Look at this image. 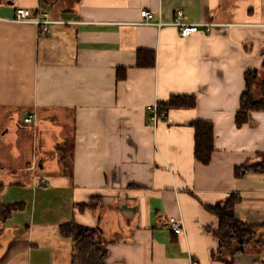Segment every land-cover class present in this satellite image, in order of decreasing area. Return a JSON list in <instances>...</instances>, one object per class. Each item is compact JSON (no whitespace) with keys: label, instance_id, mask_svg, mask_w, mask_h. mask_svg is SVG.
Returning a JSON list of instances; mask_svg holds the SVG:
<instances>
[{"label":"crops","instance_id":"obj_1","mask_svg":"<svg viewBox=\"0 0 264 264\" xmlns=\"http://www.w3.org/2000/svg\"><path fill=\"white\" fill-rule=\"evenodd\" d=\"M19 9L56 24L41 35L15 22ZM142 11L152 13L149 24ZM178 11L183 23L215 27L183 38L173 24ZM141 51L154 53V67L137 66ZM263 66L264 0H0V146L19 113L33 134L30 165L0 167L1 203L19 205L0 237L12 226L23 233L15 238L26 242L22 256L49 245L53 256L65 248L71 259L59 227L74 222L101 228L106 264H228L212 233L218 219L206 208L237 194L238 219L264 224V174L236 176L264 159V112L236 125L246 73ZM175 95L195 96L197 107L165 110L155 124L152 107ZM197 121L214 127L209 165L194 156ZM28 208L31 225L16 223ZM171 218L182 220L183 235ZM7 252L5 264H18L17 249ZM233 264H264V249Z\"/></svg>","mask_w":264,"mask_h":264},{"label":"trees","instance_id":"obj_2","mask_svg":"<svg viewBox=\"0 0 264 264\" xmlns=\"http://www.w3.org/2000/svg\"><path fill=\"white\" fill-rule=\"evenodd\" d=\"M139 68H150L155 66V55L152 52H139L137 56ZM126 78V70H118V79ZM246 90L241 97L240 111L236 116V125L243 127L250 120L253 112H264V66L262 70L248 71L245 76ZM262 79V80H261ZM165 110L173 109H195L197 99L195 96L175 95L164 104ZM195 130L196 161L203 165H209L215 152V132L212 123L197 121L192 124ZM244 172L264 174V159L236 170V176L241 177ZM3 186L0 185V214L4 219L9 217L19 205L6 207L1 203ZM241 197L237 194L229 196L225 201L209 206L206 210L214 215L219 222L216 230L212 231L219 242V252L228 254V264H233L237 256L249 253L253 245L257 254L264 249V224L252 225L238 219L236 215L237 206ZM60 236L72 243L71 264H106L108 256L107 241L101 228H89L77 223H65L59 227Z\"/></svg>","mask_w":264,"mask_h":264},{"label":"rangeland","instance_id":"obj_3","mask_svg":"<svg viewBox=\"0 0 264 264\" xmlns=\"http://www.w3.org/2000/svg\"><path fill=\"white\" fill-rule=\"evenodd\" d=\"M262 80V79H261ZM18 114V113H17ZM20 114V113H19ZM18 114V119L17 121H14V125L12 126L13 132L10 133V136L3 139V144L0 146V153L4 152V155H0V167L5 166L6 168L9 169H21L25 168L26 166H29L30 163L32 162V159H29V141L31 138H33L32 130L31 128H28L23 124V115L20 116ZM39 174H43L44 176L46 175L47 172H42L40 169L38 170ZM26 175H31V173H26ZM11 178V176H6ZM26 176L24 174H18V176L15 177L16 180H23ZM14 179V177L12 178ZM47 189V188H43ZM25 195V193H24ZM23 196V195H22ZM43 197L38 198V204H37V219L42 217L43 214V208L41 206V200ZM25 200H30V208H31V203H33L31 200L28 199L26 196L23 198ZM30 208L25 209L26 212H21L19 214V218L15 219L16 223H20L22 225H27L30 226L31 222L28 220L30 213ZM55 208V207H54ZM55 209L53 211H49V217L48 219H53ZM4 217L0 214V226L3 225ZM23 233H16L14 235L13 233V228L10 226L6 232V235L4 237H0V264H5V261H3L4 258L9 257V253L7 250L9 248H16L18 252V264H71V259L68 255V251L64 248L58 256H53L50 246H41L40 251L37 252L35 251L34 254L32 255V258L28 255V253L24 256H22V253L27 252L26 248L24 249V245L26 246V242L17 240L15 241V238H18L22 236ZM14 235V236H13ZM16 236V237H15ZM5 242L6 243L5 245ZM22 242L24 244L22 245ZM25 250V251H24ZM23 251V252H22ZM249 253L253 255H257V250L254 248L252 245L249 248ZM41 254V257L39 255Z\"/></svg>","mask_w":264,"mask_h":264},{"label":"built area","instance_id":"obj_4","mask_svg":"<svg viewBox=\"0 0 264 264\" xmlns=\"http://www.w3.org/2000/svg\"><path fill=\"white\" fill-rule=\"evenodd\" d=\"M141 17L146 20V23L149 24V21L153 19L152 13L149 11H142ZM184 18L183 11H178L176 13L175 19H174V25L180 28L181 36L183 38H188L192 34H195L200 31L202 28L206 33H210L212 27H215L213 24H203V25H190L182 22V19ZM16 23L21 24H32L35 25L39 29V33L41 35H48L50 33V27L53 24H56L55 21L51 19V16L49 14H43L42 17L33 18L32 13L29 10L25 9H19L16 14ZM151 111L153 112V118L155 124L159 122L161 119H165L167 117V113L165 109L159 105L156 104L152 107ZM34 116H30L29 118L25 119L26 124H31L34 120ZM40 184L42 186H48L49 182L46 179H42L40 181ZM170 228L176 235H183L185 233L184 225L181 219L171 218L170 219Z\"/></svg>","mask_w":264,"mask_h":264}]
</instances>
